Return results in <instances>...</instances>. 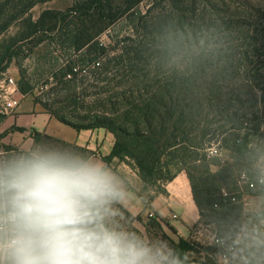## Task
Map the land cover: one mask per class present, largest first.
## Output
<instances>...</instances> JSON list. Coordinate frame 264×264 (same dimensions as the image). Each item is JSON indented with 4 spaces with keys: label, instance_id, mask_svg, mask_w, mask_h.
<instances>
[{
    "label": "trees",
    "instance_id": "obj_1",
    "mask_svg": "<svg viewBox=\"0 0 264 264\" xmlns=\"http://www.w3.org/2000/svg\"><path fill=\"white\" fill-rule=\"evenodd\" d=\"M49 1L0 0V73L24 43L53 34L58 45L76 52V64L60 77L71 83L76 76V97L55 101L52 107L61 106L55 111L44 104V110L78 131L110 132L115 144L104 160L116 158L136 171L147 205L157 195H167L166 184L184 171L200 223L214 225L218 235L233 243L243 227L246 193H235L237 181L235 189L228 185L264 123L263 11L257 10L258 17L249 23L222 15L224 0H164L167 9L154 2L145 12L139 10L144 0H81L33 19L31 10ZM122 19L130 33L105 46L101 34ZM12 27L17 30L8 35ZM19 88L25 95L31 90L22 83ZM74 107L76 117L69 116L66 111ZM5 118L0 115V124ZM33 135L37 144L51 139L84 158L92 155ZM213 141L228 152L231 165L207 160ZM198 162L202 165L195 166ZM211 165L218 169L212 171ZM222 189L235 193L237 200L223 197ZM247 193L264 197V183ZM115 206L132 217L121 204ZM149 218L162 227L156 215ZM194 248L191 239L179 238L173 246L176 263L190 264L188 253Z\"/></svg>",
    "mask_w": 264,
    "mask_h": 264
},
{
    "label": "clouds",
    "instance_id": "obj_2",
    "mask_svg": "<svg viewBox=\"0 0 264 264\" xmlns=\"http://www.w3.org/2000/svg\"><path fill=\"white\" fill-rule=\"evenodd\" d=\"M108 163L40 144L0 149V264H165L120 225L127 193Z\"/></svg>",
    "mask_w": 264,
    "mask_h": 264
},
{
    "label": "rangeland",
    "instance_id": "obj_3",
    "mask_svg": "<svg viewBox=\"0 0 264 264\" xmlns=\"http://www.w3.org/2000/svg\"><path fill=\"white\" fill-rule=\"evenodd\" d=\"M75 1L81 0H52L36 5L30 13L33 16V19H37L44 10L65 11L67 8L72 6ZM154 2L160 3L166 9L169 7L168 3H164V0H144L139 5V10L145 12L147 7ZM223 5L225 6L223 8L227 9L222 15H226L225 17L231 18H243L249 23L258 17L257 10H262L264 13V0H224ZM127 25L126 19L120 20L118 23L103 32L99 41L105 46H108L112 44L114 40L127 36L130 33V29ZM16 30V27H12L8 35L14 34ZM41 39L44 42H42ZM71 64H76V52L70 48H62L58 45L53 37V34L43 33L27 41V43H24L21 52L11 62L8 69L5 72L0 73V80L4 77V75L12 76L16 80L18 86L22 83L25 87H29L31 89L28 94H23L24 96L21 99L19 107L22 105L23 107L29 109L44 110V104H46L50 110L55 111V108H61V106H57V104H55L54 108L52 107V103L55 101H64L67 97H76V76L75 78L72 76L71 79L73 80H71V83L60 81L62 72L65 71ZM66 113L69 116L73 115L76 117V107L69 109V111L67 110ZM74 117L73 119L76 120ZM212 143L207 146V160L210 162H218L222 166L226 164L231 165L233 160L229 159L228 152L220 149L218 147V143H214V141ZM44 144L49 147H55L82 155L79 151L73 148L65 147L64 145L53 141H44ZM201 165L202 164L198 162L195 166ZM211 169L212 171H216L218 167L211 165ZM240 172H248L250 175H254V177H264V123L261 135L254 139L248 156L244 158V161L239 162L238 166L235 167L234 181L228 185L230 189H235L236 186L234 183L236 182V178ZM235 190L236 194L240 193L238 187ZM149 193L153 194L152 189H150ZM118 210L120 215L117 219L125 230L134 233L146 244L161 248L164 254L168 257L165 264H177L173 254V246L179 242L180 236L171 230V226L169 224H165L160 228L158 225L153 224V220H150V216L147 213L141 216L132 215L131 217L120 209ZM176 212L180 214V211ZM245 213L246 217H248V220L252 222V224L260 223L258 218L251 216L252 213L249 210H246ZM172 215L171 221L179 224L178 218L173 219ZM249 221H247V223H250ZM211 226L215 228L214 225ZM198 228L196 226L192 230V232L194 231V238L191 239V243L195 248L192 252L188 253V259L191 264H216L215 256L219 252V248L208 244L206 239L207 233H203V235L197 234ZM217 236L225 239L226 241L225 237L218 234ZM255 237L264 239L261 234H257ZM236 241H238V247L233 255L234 264H245L237 260L238 258L236 257L243 256L251 258L257 255L262 256L264 253V249L257 251L253 246V239L249 236H245V234L244 237L239 240L236 239ZM241 243L245 244L243 245Z\"/></svg>",
    "mask_w": 264,
    "mask_h": 264
},
{
    "label": "crops",
    "instance_id": "obj_4",
    "mask_svg": "<svg viewBox=\"0 0 264 264\" xmlns=\"http://www.w3.org/2000/svg\"><path fill=\"white\" fill-rule=\"evenodd\" d=\"M34 132L86 149L92 152V155L88 158L101 162L104 161V157L111 154L115 144L114 136L105 129H82L78 131L61 123L45 110L29 109L21 105L6 116L0 124V149L5 151L12 149L17 152L30 150L37 145L33 135ZM39 144L45 145L44 142ZM107 166L122 181L127 198L120 204L131 215L141 216L145 213H153L162 226L169 224L180 238H194V231L192 232V230L194 227L197 226L198 228L201 225L200 215L194 203L191 185L185 172H180L172 181L166 184L167 195L159 194L147 205L140 194L143 182L135 170L116 158L109 162ZM247 191L245 190L244 193L246 194H243L242 198L244 225L236 236L235 242L231 243L235 244L236 248L238 247L236 239L239 240L244 237V234L251 239L257 234L264 237L261 231V225L264 224V197L254 193L248 194ZM246 210L252 213V217L258 218L260 223L252 224L246 217ZM176 211H180V214ZM172 214L178 216L179 224L171 221ZM247 221L250 223H247ZM241 244L244 245L245 243ZM236 258L245 264H264V253L262 256L257 255L251 258L243 256Z\"/></svg>",
    "mask_w": 264,
    "mask_h": 264
},
{
    "label": "built area",
    "instance_id": "obj_5",
    "mask_svg": "<svg viewBox=\"0 0 264 264\" xmlns=\"http://www.w3.org/2000/svg\"><path fill=\"white\" fill-rule=\"evenodd\" d=\"M16 80L12 76L4 75L0 80V115L8 116L19 107L21 99L23 98ZM237 187L240 193H244V190H253L256 187L264 183V177L259 176L256 179H252L247 172H240L236 178ZM222 195L225 198H229L231 201H236L237 196L235 193H231L226 189H222ZM155 214L149 213L150 217ZM173 219H177V215H172ZM261 231L264 235V224L261 225ZM207 233V242L212 246L219 248V252L215 256L216 264H234L233 255L236 252V245L229 244L225 239L218 237L216 229L211 225L201 224L197 230V234L203 235Z\"/></svg>",
    "mask_w": 264,
    "mask_h": 264
}]
</instances>
